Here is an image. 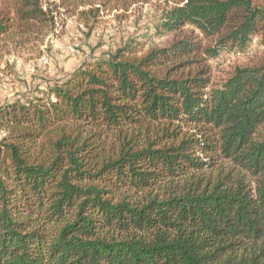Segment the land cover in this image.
Instances as JSON below:
<instances>
[{
  "label": "trees",
  "instance_id": "16d2710c",
  "mask_svg": "<svg viewBox=\"0 0 264 264\" xmlns=\"http://www.w3.org/2000/svg\"><path fill=\"white\" fill-rule=\"evenodd\" d=\"M54 23L0 0V38ZM153 29L176 38L0 106V264H264V64L207 65L264 45V0H180Z\"/></svg>",
  "mask_w": 264,
  "mask_h": 264
},
{
  "label": "rangeland",
  "instance_id": "374dc122",
  "mask_svg": "<svg viewBox=\"0 0 264 264\" xmlns=\"http://www.w3.org/2000/svg\"><path fill=\"white\" fill-rule=\"evenodd\" d=\"M180 0H42L54 25L13 31L0 38V106L12 101H35L46 88L75 71L83 62L106 56L132 40L147 43L144 51L169 44L176 34L155 33ZM187 33L189 27L184 29ZM197 33H194L196 36ZM198 38H202L198 36ZM204 45L209 44L202 39ZM264 64V45L254 36L245 49L222 51L208 60L214 83L236 67ZM3 135L0 133V139ZM226 170L231 164L220 160ZM206 176L209 171L204 173ZM220 174V175H219ZM214 176L223 174L215 171Z\"/></svg>",
  "mask_w": 264,
  "mask_h": 264
}]
</instances>
